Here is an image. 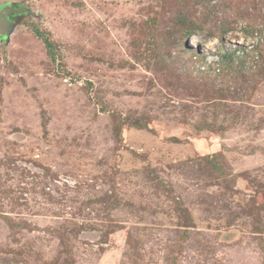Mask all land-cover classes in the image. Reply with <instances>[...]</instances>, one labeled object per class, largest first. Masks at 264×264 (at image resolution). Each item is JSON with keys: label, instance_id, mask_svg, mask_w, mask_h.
Here are the masks:
<instances>
[{"label": "rangeland", "instance_id": "obj_1", "mask_svg": "<svg viewBox=\"0 0 264 264\" xmlns=\"http://www.w3.org/2000/svg\"><path fill=\"white\" fill-rule=\"evenodd\" d=\"M5 4L0 264H264V0Z\"/></svg>", "mask_w": 264, "mask_h": 264}, {"label": "water", "instance_id": "obj_2", "mask_svg": "<svg viewBox=\"0 0 264 264\" xmlns=\"http://www.w3.org/2000/svg\"><path fill=\"white\" fill-rule=\"evenodd\" d=\"M19 13L13 4L0 5V41L9 39L14 26L11 16Z\"/></svg>", "mask_w": 264, "mask_h": 264}, {"label": "trees", "instance_id": "obj_3", "mask_svg": "<svg viewBox=\"0 0 264 264\" xmlns=\"http://www.w3.org/2000/svg\"><path fill=\"white\" fill-rule=\"evenodd\" d=\"M190 32H192L191 29L188 30V34H191ZM225 58H227L228 59L227 62H230V63L233 60L230 58V56L223 57L222 59H225ZM223 65H226V63H224V60H223Z\"/></svg>", "mask_w": 264, "mask_h": 264}, {"label": "flooded vegetation", "instance_id": "obj_4", "mask_svg": "<svg viewBox=\"0 0 264 264\" xmlns=\"http://www.w3.org/2000/svg\"><path fill=\"white\" fill-rule=\"evenodd\" d=\"M14 15L11 16V18L13 17Z\"/></svg>", "mask_w": 264, "mask_h": 264}]
</instances>
